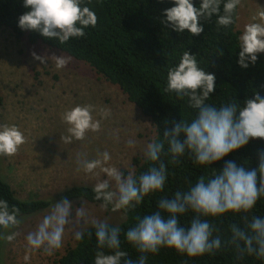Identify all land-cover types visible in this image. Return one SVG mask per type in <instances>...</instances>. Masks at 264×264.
Listing matches in <instances>:
<instances>
[{
  "label": "clouds",
  "instance_id": "obj_1",
  "mask_svg": "<svg viewBox=\"0 0 264 264\" xmlns=\"http://www.w3.org/2000/svg\"><path fill=\"white\" fill-rule=\"evenodd\" d=\"M170 3V7L163 9L160 23L177 34L199 36L205 34L206 25H214L222 34L233 31L235 46L230 53L242 69L255 65L258 55L264 54V8H258L241 25L242 0H170ZM90 4L91 0H22L26 11L18 17L17 26L63 45L70 39L85 37L87 29L96 27L98 18ZM31 55L41 64L54 62L56 69L65 68L72 60L70 55L43 56L36 52ZM215 55H223L220 45ZM164 67L163 91L184 101L190 111L179 120H166L163 132L156 125L157 131L142 149L147 167L139 172L121 170L109 164L111 155L107 150L92 159L78 154L76 161L78 172L95 178L91 192L101 208L123 212L126 217L146 197L161 194L155 200V209L135 216L133 223L123 229L107 218L89 216L83 202L76 206L67 196L56 201L51 197L48 210L34 229L24 235L26 264L32 253L41 251L50 256L61 250L66 234L75 242L95 238L91 264H148L149 256L159 254L162 248L188 258L215 256L230 250L234 264L245 258L264 264V215L253 211L264 198V148L257 150L255 167L249 166L248 159L240 163L225 159L250 140L264 141V85L260 90L253 89L243 100L235 95L214 103L210 101L217 87L215 74L201 66L197 54L183 49ZM93 111L91 104L66 109L61 115L66 129L60 140L72 144L82 141L88 132L99 131L100 119L93 117ZM109 115L110 109L101 110V119ZM24 142L25 134L18 125L0 122V156L14 155ZM126 144L134 148L136 141L129 139ZM185 158L194 167L211 172L195 180L186 177L183 186L168 193L170 171ZM220 161L222 167H213ZM229 213L240 219L227 225L225 235L215 219ZM186 216L187 223H182ZM23 222L20 207L0 197V243L15 241L21 235ZM122 243L138 255L130 256Z\"/></svg>",
  "mask_w": 264,
  "mask_h": 264
},
{
  "label": "trees",
  "instance_id": "obj_2",
  "mask_svg": "<svg viewBox=\"0 0 264 264\" xmlns=\"http://www.w3.org/2000/svg\"><path fill=\"white\" fill-rule=\"evenodd\" d=\"M89 6L96 12V27L87 29L85 37L70 39L63 45L45 39L35 31H22L17 26L18 17L26 11L22 0H0V29H9L17 39L25 37L30 44H42L86 64L126 95L127 100L140 114L149 119L153 133L157 131L156 125L163 132L166 120H179L190 111L184 101H178L174 95L163 91V76L166 71L164 66L173 62L183 49L197 54L201 66H205L207 72L215 74L217 87L211 94L213 97L210 102L218 103L235 95L243 100L251 95L253 89L260 90L261 85H264V54L258 55L255 65H250L247 69L240 68L235 62V55L230 53L235 46L233 31L222 34L216 31L214 25H206L205 34L190 37L187 32L177 34L162 25V11L171 6L170 0H91ZM218 45L223 48L221 56L215 55ZM262 148L264 141L259 138L250 140L247 146L230 153L225 159H233L237 163L248 159L249 166L255 167L257 150ZM131 165L137 172L147 167L140 156H134ZM222 166L223 161L213 165L217 169ZM210 172L211 169L194 167L191 161L185 158L181 165L171 169L166 191L171 193L183 186L186 177L195 180ZM91 187L84 184L73 185L60 191L55 199L67 196L71 201H84L100 206V202L93 199ZM159 195L161 194L146 197L142 205L126 217L123 212L118 211L119 217L110 223L120 224L123 229H127L135 216H142L155 209V200ZM0 197L20 207L24 217L45 210L50 205V199L18 198L1 173ZM253 211L257 215H264V198L257 202ZM188 219L187 216L182 218V223H187ZM239 219L238 215L229 213L222 218H216L215 223L226 235L227 225L239 222ZM122 246L133 258L138 255L126 243H122ZM94 251L95 238L89 240L85 237L67 247L56 260V264H91ZM148 264H234V256L229 250L215 256L188 258L172 249L162 248L159 254L149 256ZM239 264L261 262L245 258Z\"/></svg>",
  "mask_w": 264,
  "mask_h": 264
},
{
  "label": "rangeland",
  "instance_id": "obj_3",
  "mask_svg": "<svg viewBox=\"0 0 264 264\" xmlns=\"http://www.w3.org/2000/svg\"><path fill=\"white\" fill-rule=\"evenodd\" d=\"M264 8V0H242L239 9L241 25ZM38 55H66L42 44H30L25 37L17 39L9 29H0V122L16 124L25 134V142L9 157L0 156L2 178L23 200L50 199L73 185H90L95 178L78 172L77 156L84 154L92 159L107 150L109 164L121 170L133 169L134 156L142 157L143 145L153 135L148 118L127 100L125 94L86 64L72 58L62 69L54 62L41 64L31 53ZM76 104L94 106L93 117L100 119V129L88 132L82 141L65 144L60 136L66 125L62 113ZM110 109V115L101 119V110ZM134 139V148L126 141ZM99 171V170H97ZM103 178V173H100ZM89 216L117 220L119 212H112L84 201ZM48 210L24 217L21 235L10 244H0V261L3 264H26L24 235ZM74 241L66 234L64 247L53 255L41 251L31 254L27 264H56V260Z\"/></svg>",
  "mask_w": 264,
  "mask_h": 264
}]
</instances>
